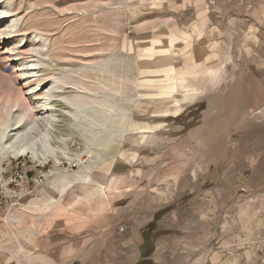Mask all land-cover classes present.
Returning <instances> with one entry per match:
<instances>
[{
    "label": "rangeland",
    "instance_id": "1",
    "mask_svg": "<svg viewBox=\"0 0 264 264\" xmlns=\"http://www.w3.org/2000/svg\"><path fill=\"white\" fill-rule=\"evenodd\" d=\"M262 86L264 0H0V131L18 125L19 144L35 148L0 145V251L75 230L79 245L98 243L119 205L149 185L150 166L178 158L172 133L201 123L199 110L213 127ZM261 103L216 145L259 141L264 93ZM205 143L191 159L221 154ZM253 166L250 182L206 173L205 190L189 193L201 205L183 211L200 225L187 249L196 264H264V162ZM114 243L118 255L130 250Z\"/></svg>",
    "mask_w": 264,
    "mask_h": 264
},
{
    "label": "crops",
    "instance_id": "2",
    "mask_svg": "<svg viewBox=\"0 0 264 264\" xmlns=\"http://www.w3.org/2000/svg\"><path fill=\"white\" fill-rule=\"evenodd\" d=\"M240 84L236 86L238 92L243 90ZM262 88L261 95L250 97V107L242 101L244 95L238 96L236 102L231 100L232 108L221 111L213 127L202 124L210 117L206 110L201 116L202 111L199 110L197 117L203 120L201 123H193L192 127L188 123V127L183 126L172 133L176 140L167 149L174 150L178 158L165 160L160 171L158 165L150 166L149 185L139 183L141 194L133 198L132 203L119 205L118 220L116 218V223H109L113 217L107 219L109 224L98 243L91 242V237L87 235L79 245L77 230L70 231L69 238L64 241H55L51 236H46L41 240L6 242L5 248L0 251V264H196L197 256L189 255L187 249L199 246L196 234L200 231V225L198 221L185 219L183 211L186 208L198 209L201 205L195 198L188 199V195L205 190L206 173L210 183L218 182L222 177L226 182L229 179L231 182V178L237 181L245 179L241 183L250 182L254 173H249V169H254L255 158L264 162V122L259 141L251 142L248 138L244 144L216 145V141L224 135H239L237 132L246 125V111L253 104H262ZM191 136L196 139H191ZM205 141L212 144V151L221 154L209 161L200 158V154L191 159L190 151H209L210 146L202 145ZM230 151L238 154L228 156L226 153ZM160 173L162 176H158ZM218 183L220 185L221 182ZM121 219L125 222L123 236L119 233ZM117 241L130 250L124 255L116 254L118 246L114 242ZM95 248H100L104 254L100 256L95 253Z\"/></svg>",
    "mask_w": 264,
    "mask_h": 264
},
{
    "label": "bare ground",
    "instance_id": "3",
    "mask_svg": "<svg viewBox=\"0 0 264 264\" xmlns=\"http://www.w3.org/2000/svg\"><path fill=\"white\" fill-rule=\"evenodd\" d=\"M6 12L3 11L2 15H5ZM13 24V23H12ZM11 24V25H12ZM45 105L44 107L46 108L45 110H51L52 108L49 106V102H48V98H45ZM43 106V105H42ZM44 119V118H43ZM46 119V117H45ZM44 119V120H45ZM48 120V119H47ZM46 120V121H47ZM40 120H37L36 123L39 124ZM44 122V121H43ZM45 123V122H44ZM47 123V122H46ZM19 124V122H18ZM18 125L17 126H13L10 124L5 125L1 131H0V145L3 148H7V149H19V153L20 154H26L28 153L30 150H32V152H35V148L32 146H29L28 144H23L22 142L19 144V139L22 137L20 134H16L15 131L18 129ZM46 133V132H45ZM49 134V133H48ZM26 139V138H25ZM32 142V141H31ZM30 143V142H29ZM35 146V145H34ZM39 156V155H38ZM37 157V156H36ZM37 159V158H36Z\"/></svg>",
    "mask_w": 264,
    "mask_h": 264
}]
</instances>
